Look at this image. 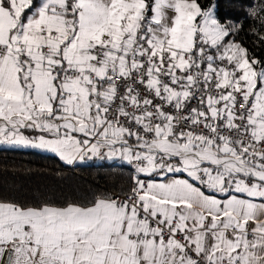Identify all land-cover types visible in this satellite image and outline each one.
Returning a JSON list of instances; mask_svg holds the SVG:
<instances>
[{
    "label": "snow or ice",
    "instance_id": "6c2138e0",
    "mask_svg": "<svg viewBox=\"0 0 264 264\" xmlns=\"http://www.w3.org/2000/svg\"><path fill=\"white\" fill-rule=\"evenodd\" d=\"M218 8L0 0V146L130 173L0 193V264H264V0Z\"/></svg>",
    "mask_w": 264,
    "mask_h": 264
},
{
    "label": "trees",
    "instance_id": "16d2710c",
    "mask_svg": "<svg viewBox=\"0 0 264 264\" xmlns=\"http://www.w3.org/2000/svg\"><path fill=\"white\" fill-rule=\"evenodd\" d=\"M242 0H219L223 17H241ZM250 39V34L245 36ZM129 170L120 162L97 161L79 167L64 166L57 158L34 150L0 149V193L30 200L40 192L59 195L87 188L117 189L128 183Z\"/></svg>",
    "mask_w": 264,
    "mask_h": 264
},
{
    "label": "rangeland",
    "instance_id": "374dc122",
    "mask_svg": "<svg viewBox=\"0 0 264 264\" xmlns=\"http://www.w3.org/2000/svg\"><path fill=\"white\" fill-rule=\"evenodd\" d=\"M2 148L7 149L6 146H0V149H2ZM21 150H23V149H21ZM40 153H42V152H40ZM96 162H97V161H96ZM100 162H102V161H100Z\"/></svg>",
    "mask_w": 264,
    "mask_h": 264
},
{
    "label": "crops",
    "instance_id": "0c3cea01",
    "mask_svg": "<svg viewBox=\"0 0 264 264\" xmlns=\"http://www.w3.org/2000/svg\"><path fill=\"white\" fill-rule=\"evenodd\" d=\"M96 161H98V160H96ZM96 161H89V163H93V162H96ZM115 162H119V161H115ZM85 163H87V162H85Z\"/></svg>",
    "mask_w": 264,
    "mask_h": 264
}]
</instances>
